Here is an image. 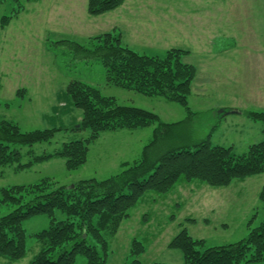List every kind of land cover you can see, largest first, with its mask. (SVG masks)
<instances>
[{
	"label": "rangeland",
	"instance_id": "374dc122",
	"mask_svg": "<svg viewBox=\"0 0 264 264\" xmlns=\"http://www.w3.org/2000/svg\"><path fill=\"white\" fill-rule=\"evenodd\" d=\"M171 4L175 22L170 27L165 10ZM87 5L88 0H3L0 4V119L17 123L23 131L57 128L50 141L11 145L20 149L21 163L32 161L33 154L52 153L65 142L89 136L88 130L77 128L82 110L73 107L66 94L73 79L98 86L121 104L153 111L164 122L187 118L186 109L175 101L108 84L100 59L85 58L77 51L75 43L89 46L91 36L107 31L121 32L124 43L144 54L189 50L184 60L197 68L188 99L191 110L199 113L191 118L195 139L209 136L212 144L232 146L237 154L263 139L262 123L246 112L264 110V0H127L98 16L89 14ZM14 10L18 15L3 27L1 17ZM156 127L108 131V136L90 144L88 160L77 170H68L62 157L21 169L0 166V190L43 178L65 186L105 179L120 172L124 160L140 157ZM263 185L264 173L223 187L193 180L179 182L167 194L147 192L117 233L107 234V264H130L133 258L146 264H185L181 250L168 246L184 228L194 238L205 239L206 246L246 237L249 224L264 219V201L259 198ZM10 210L0 205V216ZM56 216L65 217L60 211ZM49 224L46 214L25 219L26 255L16 261L0 256V264H28L41 247L32 234ZM134 239L145 245L136 256L131 255ZM84 263L85 258L78 256L76 264Z\"/></svg>",
	"mask_w": 264,
	"mask_h": 264
},
{
	"label": "trees",
	"instance_id": "16d2710c",
	"mask_svg": "<svg viewBox=\"0 0 264 264\" xmlns=\"http://www.w3.org/2000/svg\"><path fill=\"white\" fill-rule=\"evenodd\" d=\"M125 1L88 0L87 11L98 16ZM17 15L16 10L3 15L1 25L5 27ZM88 43L89 46L75 43L76 49L85 58L100 59L108 84L175 101L186 109L187 118L164 122L153 111L121 104L116 97L103 94L98 86L73 79L66 94L70 104L82 110L77 128L88 130L89 136L65 142L52 153L33 154V160L25 164L21 163L20 149L11 145L50 141L57 128L23 131L17 123L0 119V166L16 165L17 169L62 157L68 170H77L87 162L90 144L103 132L157 124L153 139L143 147L140 157L123 162L120 172L105 179H83L65 186L43 178L36 183L2 187L0 205L11 210L0 216V256L9 261L22 259L27 253L28 233L23 221L46 214L50 224L32 234L41 247L28 264H76L78 256L85 258L84 264H107V234L117 233L147 192L167 194L179 182L193 180L223 187L236 179L264 173V110L246 112L249 118L262 123L263 139L242 154L235 153L232 146L212 144L209 136L194 138L191 118L199 113L191 110L188 99L197 68L184 60L189 50L171 48L163 56L140 53L124 43L121 32L116 31L91 36ZM259 198L264 201V185ZM57 211L65 217L59 219ZM248 228L246 237L216 246H206L205 239L194 238L184 228L168 246L181 250L185 264H264V219ZM144 251L145 245L134 239L131 255ZM130 264L146 263L133 258Z\"/></svg>",
	"mask_w": 264,
	"mask_h": 264
},
{
	"label": "crops",
	"instance_id": "0c3cea01",
	"mask_svg": "<svg viewBox=\"0 0 264 264\" xmlns=\"http://www.w3.org/2000/svg\"><path fill=\"white\" fill-rule=\"evenodd\" d=\"M126 1H127V0H126ZM124 3H125V2H124ZM124 3H123V4H124ZM123 4H122V5H123ZM122 5H121V6H122ZM118 8H119V7H118ZM115 10H116V9H115ZM118 11H119V13L122 14L123 17H124V15H125V13H126L125 9H124V8H121V9H119ZM118 11H117V12H118ZM162 11H163V10H162ZM165 11H166V15H167V16H166V22H167L168 24H170V27H171V23H172V22H173V23L175 22V21H174V18H173V16H174V13H173V11H174L173 5L171 4V8H170V9H169L168 7H166V10H165ZM170 14L172 15V18H171V19H169V18H170ZM112 17H114V15H113ZM164 22H165V21H164ZM166 28H168L167 25H166ZM168 29H169V28H168ZM121 130H124V129H121ZM116 131H118V130H116ZM119 131H120V130H119ZM108 133H109L108 131L105 132V133H103V134L100 136V138L103 137V136H108V135H109ZM106 134H107V135H106ZM89 150H90V149H89ZM88 155H89V153H88ZM125 161H128V160H124L123 162H125ZM123 162H122V163H123ZM122 163L120 164V166H122Z\"/></svg>",
	"mask_w": 264,
	"mask_h": 264
},
{
	"label": "water",
	"instance_id": "95a60500",
	"mask_svg": "<svg viewBox=\"0 0 264 264\" xmlns=\"http://www.w3.org/2000/svg\"><path fill=\"white\" fill-rule=\"evenodd\" d=\"M232 112H240V111H236V110H234V111H232Z\"/></svg>",
	"mask_w": 264,
	"mask_h": 264
}]
</instances>
